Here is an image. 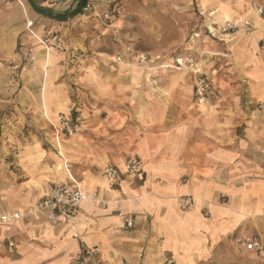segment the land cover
<instances>
[{"label":"crops","instance_id":"crops-1","mask_svg":"<svg viewBox=\"0 0 264 264\" xmlns=\"http://www.w3.org/2000/svg\"><path fill=\"white\" fill-rule=\"evenodd\" d=\"M113 1L87 0L93 10L85 6L65 21L51 14L79 0L0 2V264H73L82 244L98 248L100 264H164L168 257L194 264L229 237H261L264 14L255 15L250 0L210 8L205 33L198 30L177 56L213 53L204 56L202 74L214 90L201 102L191 71L97 67L74 54L93 27L113 28L119 9L106 8ZM106 12L111 18L95 26ZM238 19L253 28L207 32ZM44 33L59 34L63 49L41 45ZM9 60L20 64L17 72ZM61 114L73 119V135L58 131ZM129 157L142 160L140 174L127 170ZM109 163L120 173L110 189ZM63 183L90 197L74 219L39 208ZM186 195L193 205L183 209ZM127 217L132 227H124Z\"/></svg>","mask_w":264,"mask_h":264},{"label":"rangeland","instance_id":"rangeland-1","mask_svg":"<svg viewBox=\"0 0 264 264\" xmlns=\"http://www.w3.org/2000/svg\"><path fill=\"white\" fill-rule=\"evenodd\" d=\"M226 1L235 0H114L106 7L119 6V12L111 21L113 28L104 33L100 27H93V35L89 37L94 40L89 41L87 37L84 48L79 47L74 54L86 59L83 62L85 65L90 64V58L92 65L97 67H110L117 63L137 71H159L157 69L161 65L162 70L170 69L165 65L172 58L184 54L186 48L194 43L193 40L199 39L197 31L201 30L202 35L205 33L203 29L210 22V8L223 5ZM250 1L253 9L254 4L264 7V0ZM253 12L257 15L255 9ZM97 20L95 26L102 21L107 22L102 13ZM210 30L216 36L220 34L210 28L207 32ZM221 44L218 42L219 48L223 46ZM71 51L70 54L74 55ZM117 56H121L122 61H117ZM259 225L260 238L264 240V222ZM239 237L248 240L250 236L245 233ZM237 239L238 236L234 235L212 246L211 252L198 257L194 264H264V256L257 257L244 251ZM168 258L174 260L173 257Z\"/></svg>","mask_w":264,"mask_h":264},{"label":"built area","instance_id":"built-area-1","mask_svg":"<svg viewBox=\"0 0 264 264\" xmlns=\"http://www.w3.org/2000/svg\"><path fill=\"white\" fill-rule=\"evenodd\" d=\"M13 1L21 2V0H0L1 3L5 5H10ZM87 10H93L91 4L86 5ZM255 13L257 15L264 14V7L254 4ZM118 11V7L114 6L112 12L115 13ZM105 19L111 18V13L106 12L103 14ZM32 22L29 23L31 25ZM241 26H245L246 30H251L252 24L245 19L238 20H230L225 22L224 26L221 29H212L218 30L220 33H224L227 31L238 30ZM210 35L216 36L213 31H209ZM39 43L43 45L46 49H55L61 50L64 47V41L59 34L56 33H44L37 37ZM264 46V41H263ZM206 54H213L210 51L204 50L200 52L198 57L193 55H188L185 57H176L172 62L166 64L165 66L175 70H188L196 75V81L194 86V93L197 99L201 102H204L207 99V95L213 92L212 83L202 74V64L204 60V56ZM30 57V54L28 55ZM117 61H122L121 56H117ZM8 65L11 67L13 72H17L20 69V64L16 63L13 60L8 61ZM12 80H16V75L12 74ZM260 107H264V104H260ZM60 126L58 131H62L67 135L71 136L75 133V127L73 121L68 116L61 114L60 117ZM143 162L138 157H129L126 159L125 165L127 170L131 174L138 175L143 170ZM119 169L113 163H109L106 165L104 170V178L107 183V188H113L118 179H119ZM89 195L85 194L82 189L77 185L74 186L70 183L60 184L53 189L43 198L40 202L39 208H58L61 213L68 217L69 219H74L78 212L80 204L87 200ZM94 200L97 199V196L94 195ZM193 205V197L191 195H186L182 200V208L188 209ZM7 217V216H5ZM13 219H19L20 215L14 214ZM133 219L131 217H127L125 219L124 227H132ZM238 243H244L248 250L255 251L259 256H264V240L259 237H254L252 239L246 240L245 237H239L237 239ZM14 241H8L9 250L12 251L14 247ZM99 250L95 246H89L86 244L81 245L80 251L74 256L73 264H100L99 262ZM120 264H124L121 261ZM164 264H174V260L172 258H167Z\"/></svg>","mask_w":264,"mask_h":264},{"label":"trees","instance_id":"trees-1","mask_svg":"<svg viewBox=\"0 0 264 264\" xmlns=\"http://www.w3.org/2000/svg\"><path fill=\"white\" fill-rule=\"evenodd\" d=\"M86 5H87V0H79V2L77 3L75 8L67 10V11L60 13V14H55V15L51 14V15L53 18H56L59 21H65V20L72 18V17L76 16L77 14H79L84 9V7ZM114 6L119 7L118 4H116Z\"/></svg>","mask_w":264,"mask_h":264},{"label":"bare ground","instance_id":"bare-ground-1","mask_svg":"<svg viewBox=\"0 0 264 264\" xmlns=\"http://www.w3.org/2000/svg\"><path fill=\"white\" fill-rule=\"evenodd\" d=\"M226 13V12H225ZM226 15V17H228L229 18V16L227 15V14H225ZM236 17V16H235ZM248 19V18H247ZM262 22V21H261Z\"/></svg>","mask_w":264,"mask_h":264},{"label":"water","instance_id":"water-1","mask_svg":"<svg viewBox=\"0 0 264 264\" xmlns=\"http://www.w3.org/2000/svg\"><path fill=\"white\" fill-rule=\"evenodd\" d=\"M32 4V3H31ZM33 5V4H32Z\"/></svg>","mask_w":264,"mask_h":264}]
</instances>
